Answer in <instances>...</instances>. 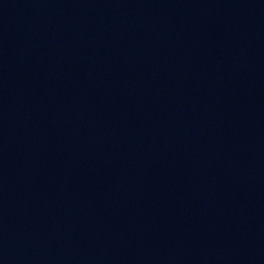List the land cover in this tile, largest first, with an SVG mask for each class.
I'll return each instance as SVG.
<instances>
[{
  "label": "water",
  "instance_id": "obj_1",
  "mask_svg": "<svg viewBox=\"0 0 264 264\" xmlns=\"http://www.w3.org/2000/svg\"><path fill=\"white\" fill-rule=\"evenodd\" d=\"M0 264H241L174 236L0 183Z\"/></svg>",
  "mask_w": 264,
  "mask_h": 264
}]
</instances>
